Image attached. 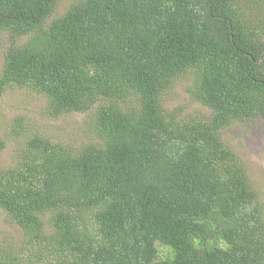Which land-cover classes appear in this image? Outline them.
Instances as JSON below:
<instances>
[{"label": "trees", "instance_id": "1", "mask_svg": "<svg viewBox=\"0 0 264 264\" xmlns=\"http://www.w3.org/2000/svg\"><path fill=\"white\" fill-rule=\"evenodd\" d=\"M57 2L0 0V94L89 111L98 142L11 121L0 209L20 239H0V264H264L262 204L221 135L264 118V0H71L51 17ZM182 74L205 117L163 108Z\"/></svg>", "mask_w": 264, "mask_h": 264}, {"label": "rangeland", "instance_id": "2", "mask_svg": "<svg viewBox=\"0 0 264 264\" xmlns=\"http://www.w3.org/2000/svg\"><path fill=\"white\" fill-rule=\"evenodd\" d=\"M71 0H58L51 17L61 14ZM50 18L46 20L49 22ZM25 36L17 38V43L25 40ZM0 69L3 50L8 43L6 32L0 33ZM190 75L182 74L173 78L171 86L163 94V108L167 111L177 109L178 113L187 116H206L207 108L193 101L186 92ZM45 99L24 86H7L0 94V136L4 148L0 154V167L5 168L11 162L16 143L8 133L11 121L21 117L26 126L53 142L67 148H78L88 144H96L94 131L89 123V111L68 112L57 117H48L45 113ZM222 138L232 150L244 161L252 187L256 190L262 204L264 215V118L258 116L251 120L231 124L222 130ZM0 239L17 242L20 239L18 228L10 222L4 211L0 209ZM158 252L166 255L163 247L156 243Z\"/></svg>", "mask_w": 264, "mask_h": 264}]
</instances>
